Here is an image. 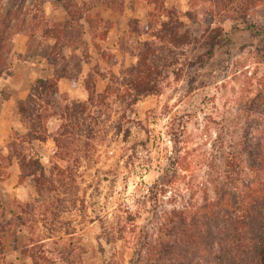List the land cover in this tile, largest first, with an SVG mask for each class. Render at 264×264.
<instances>
[{"label":"rangeland","instance_id":"rangeland-1","mask_svg":"<svg viewBox=\"0 0 264 264\" xmlns=\"http://www.w3.org/2000/svg\"><path fill=\"white\" fill-rule=\"evenodd\" d=\"M163 4L177 8L197 36L210 24L212 17L194 0H125L121 16L100 9L113 21L109 39H99L108 73L99 83L101 92L111 72H123L138 62L130 54L131 20L140 18L153 26L148 30L153 32L167 20L159 9ZM44 7L56 21L70 18L59 1L47 0ZM252 15L263 27L261 33L242 24L233 29L228 18L216 19L233 43L217 47L205 68L194 66L181 79L165 78L161 93L143 96L131 108L114 97L108 99L98 138L81 152L82 166L67 178L61 193L38 197L45 216L37 212L33 221L29 211L26 215L32 220L23 227L17 216L25 203L14 201L9 207L0 203L6 208L0 239L14 242L20 233V248L34 253L40 264H262L254 244H246L244 235L231 228L235 212L231 199L236 194L224 183L227 154L243 148L244 135L250 133L252 142L264 145V4ZM14 42L18 55L12 69L0 77V93L17 98L30 91L38 75H52V65L26 56L24 34L15 36ZM203 51L193 48L191 58ZM60 89L71 99H88L83 80L76 85L67 80ZM58 127L56 121L50 131L54 134ZM16 132L4 141L0 138V155H7ZM50 139L54 151L46 159L48 173L67 166L57 155L56 141ZM39 144L35 150L40 154ZM1 158L0 176L17 171V162L9 166ZM23 183L31 186L35 198L32 179ZM36 244L45 247H33ZM10 251L5 245L3 254L0 247V264H8ZM30 264H35L32 259Z\"/></svg>","mask_w":264,"mask_h":264},{"label":"trees","instance_id":"trees-1","mask_svg":"<svg viewBox=\"0 0 264 264\" xmlns=\"http://www.w3.org/2000/svg\"><path fill=\"white\" fill-rule=\"evenodd\" d=\"M46 1L0 0V77L14 65L18 55L14 37L20 34L27 37L25 54L28 58L46 59L52 65V75L37 78L26 98L18 102L17 112L27 132H16L14 140L6 147L7 155H0L9 166L14 162L20 165L21 182L31 178L34 183L36 197L22 204L21 214L17 216L23 227H27L32 220L26 215L29 211L34 213L33 221L37 212L38 216L46 215L37 204L38 197L46 193H61L67 178H72L82 166L81 152H87L91 140L98 138L102 107L108 99L114 97L131 108L141 97L161 93L165 78L175 75L181 79L184 72L194 66L205 68L217 47L233 43L221 20L216 22L218 17L230 19L233 29L242 24L249 30L263 31L252 13L264 4V0H194L203 5L207 16L212 17L200 36L195 35L181 19L177 8L160 5V12L167 20L153 32L148 31L153 26L143 24L140 18L131 20L128 35L133 40V52L130 54L138 62L119 72L120 75L111 72L109 84L101 92L99 83L107 79L108 73L103 67L107 54L103 52L99 39H109L113 21L105 19L100 9L106 8L121 16L125 0H55L70 16L61 22L47 15ZM189 15L191 18L195 16L194 12ZM145 34L151 37L150 40L142 39ZM195 47L204 51L193 60L190 52L193 53ZM93 50L97 53L94 54ZM86 66L88 70L85 72ZM63 79L75 85L83 80L88 93L87 101L71 99L68 93H63L60 89ZM261 115L264 119V111ZM56 121L59 127L53 134L50 125ZM88 121L90 124H87ZM50 137L56 141L58 157L66 161L67 166H56L48 173L35 150V143L47 141ZM244 137L246 143L243 148L228 152L225 163L224 183L227 182L236 194L233 197L235 200L231 199L235 211L231 228L234 233L244 235L246 244H254L255 257H259L264 264V145L252 142L250 133ZM176 163L172 162L173 165ZM10 174L0 176V182ZM60 199L58 196L57 201L63 203ZM0 208L4 210L0 215L1 221L6 216V208ZM50 213L56 214L52 210ZM0 247L4 254L5 245L1 239ZM33 247L45 246L36 244ZM23 252L35 264H40L34 253L26 248ZM67 262L72 264V261Z\"/></svg>","mask_w":264,"mask_h":264},{"label":"crops","instance_id":"crops-1","mask_svg":"<svg viewBox=\"0 0 264 264\" xmlns=\"http://www.w3.org/2000/svg\"><path fill=\"white\" fill-rule=\"evenodd\" d=\"M39 77H45L44 75H38ZM51 74L49 75V77ZM46 78V77H45ZM68 79H63L60 81V86L62 83H66ZM75 89V87H74ZM10 90L8 89L7 92ZM29 91H25L24 94L16 98L14 94L3 95L0 93V138L4 141L5 138H9L14 130L21 133H26L27 128L21 121V117L17 112V105L21 99L26 98ZM72 93V91H70ZM15 109V110H14ZM41 154V159L45 167L46 159L52 151H54V146H52V141L49 138L47 141L42 142L37 146ZM50 149V150H49ZM54 154V153H53ZM21 168L17 163V171L10 174L8 178L0 182V203L9 207L14 201L19 203H27L33 200L34 191L30 185L23 183L20 180ZM10 210V209H9ZM10 246H9V244ZM4 244L7 248H10L11 251L7 254L8 264H30L31 258L28 257L24 252L22 237L19 236L14 240V242H9L6 240Z\"/></svg>","mask_w":264,"mask_h":264}]
</instances>
